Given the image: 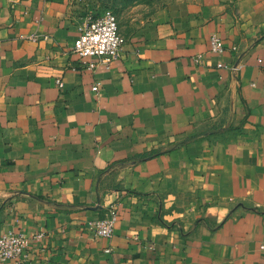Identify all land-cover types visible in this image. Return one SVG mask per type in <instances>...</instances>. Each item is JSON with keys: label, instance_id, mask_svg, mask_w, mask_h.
<instances>
[{"label": "crops", "instance_id": "crops-1", "mask_svg": "<svg viewBox=\"0 0 264 264\" xmlns=\"http://www.w3.org/2000/svg\"><path fill=\"white\" fill-rule=\"evenodd\" d=\"M81 18L0 0V231L31 264H264V0L172 2L93 71Z\"/></svg>", "mask_w": 264, "mask_h": 264}, {"label": "built area", "instance_id": "built-area-1", "mask_svg": "<svg viewBox=\"0 0 264 264\" xmlns=\"http://www.w3.org/2000/svg\"><path fill=\"white\" fill-rule=\"evenodd\" d=\"M77 29L78 37L72 45L71 53L80 59L82 65L90 71L100 65L109 67L118 57L125 43L124 37L119 32L117 21L109 11L99 14L87 13L80 19ZM209 52L213 54L224 52L223 43L216 35H212L209 39ZM194 61L200 62V56H197ZM56 84L58 87H62L60 81H56ZM98 89V83L91 87L94 92H97ZM117 219L116 209L111 208L105 216L92 222L91 232L97 238L110 239L113 236ZM37 237L40 238L41 235ZM28 246L29 240L25 234L0 231V263L31 264ZM258 249L264 258V238ZM105 252H110V249H106Z\"/></svg>", "mask_w": 264, "mask_h": 264}, {"label": "rangeland", "instance_id": "rangeland-1", "mask_svg": "<svg viewBox=\"0 0 264 264\" xmlns=\"http://www.w3.org/2000/svg\"><path fill=\"white\" fill-rule=\"evenodd\" d=\"M175 1L182 0H74V3L81 16L111 12L120 34L127 39L136 35L158 9Z\"/></svg>", "mask_w": 264, "mask_h": 264}]
</instances>
